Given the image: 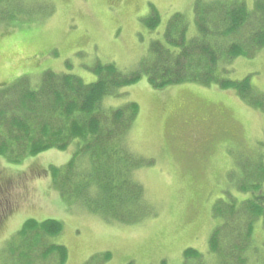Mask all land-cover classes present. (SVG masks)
<instances>
[{"label":"rangeland","instance_id":"obj_1","mask_svg":"<svg viewBox=\"0 0 264 264\" xmlns=\"http://www.w3.org/2000/svg\"><path fill=\"white\" fill-rule=\"evenodd\" d=\"M194 1L6 0L2 8L9 17L0 13V85L22 76L37 85L45 70L92 83L96 64L113 63L132 73L174 14L185 16L193 33ZM241 1L248 7L253 2ZM154 12L159 23L150 31L143 20ZM229 71L232 80L251 74L252 84L264 91V49L253 58H235ZM120 92L105 98L104 106L137 104L126 140L140 161L127 163H140L131 175L144 192L148 214L131 222L122 214V222L92 211L75 195L63 198L48 168L66 164L75 143L20 164L0 158V179L8 182L0 184L6 203L0 209L7 214L0 223V264H184L186 249L200 254L187 264H238V258L240 264H264L263 224L239 208L250 195L237 190L247 166L259 160L264 141L259 111L232 90L194 83L156 90L144 76ZM81 166L88 172L91 164ZM69 188L70 195L75 188ZM228 200H238L235 214L220 228L218 249L212 251L209 238L221 225L213 209ZM29 218L55 219L63 228L55 236L21 238L16 232ZM246 218L254 220L249 235ZM48 245L66 249L63 263L57 251L42 256Z\"/></svg>","mask_w":264,"mask_h":264},{"label":"trees","instance_id":"obj_2","mask_svg":"<svg viewBox=\"0 0 264 264\" xmlns=\"http://www.w3.org/2000/svg\"><path fill=\"white\" fill-rule=\"evenodd\" d=\"M5 1L0 0V13L9 17L2 8ZM143 22L153 30L159 17L154 12ZM189 26L185 16L174 14L162 37L150 41L147 54L132 73L123 72L113 63L96 64L92 68L96 81L92 83L71 73L45 70L37 85L26 76L1 84L0 158L12 165L20 164L26 158L50 149L63 151L75 143L76 150L66 164L48 168L52 185L60 195L65 199L75 195L82 204L108 219L124 222L121 217L125 214L131 222L140 220L142 214L146 216L144 192L131 175L140 163H127L140 161L130 153L126 140L138 113L137 104L106 107L105 98L120 96L123 87L143 76L156 90L185 83L216 86L223 91L232 90L239 100L259 111L264 121V91L252 84L251 74L238 80L229 78L235 58H253L264 49V0H253L251 7L241 0H195L192 34ZM260 145L259 160L247 166L237 189L249 193V199L243 204L228 200L229 205L221 202L219 207L213 206L221 225L209 238L212 251L218 249L220 228L228 225L237 203L247 215L260 220L264 228V195L260 194L264 186V141ZM86 161L91 164L88 172L81 166ZM0 184L5 186L8 182L0 179ZM70 186L75 190L69 195ZM4 206L0 194V207ZM6 215L0 209V223ZM253 221L245 219L248 235ZM62 228L55 219L29 218L16 233L21 238L29 233L36 237L55 236ZM54 251L59 252V262L63 263L66 249L61 245L46 246L42 256ZM228 253L229 257L233 254L238 258L239 253ZM183 256L184 264L200 259L193 249H186ZM240 261L238 258V264Z\"/></svg>","mask_w":264,"mask_h":264}]
</instances>
